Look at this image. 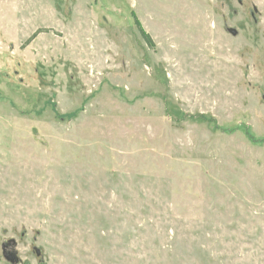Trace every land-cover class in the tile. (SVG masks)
<instances>
[{"label":"rangeland","instance_id":"374dc122","mask_svg":"<svg viewBox=\"0 0 264 264\" xmlns=\"http://www.w3.org/2000/svg\"><path fill=\"white\" fill-rule=\"evenodd\" d=\"M0 264H264V0H0Z\"/></svg>","mask_w":264,"mask_h":264},{"label":"trees","instance_id":"16d2710c","mask_svg":"<svg viewBox=\"0 0 264 264\" xmlns=\"http://www.w3.org/2000/svg\"><path fill=\"white\" fill-rule=\"evenodd\" d=\"M136 23L139 25V28H140V30H141V32H142V34H143L145 40H146L147 42L151 43L152 38H151L150 34L147 33V32L143 29V27H142V25H141V23H140V21H139L138 19L136 20Z\"/></svg>","mask_w":264,"mask_h":264},{"label":"water","instance_id":"95a60500","mask_svg":"<svg viewBox=\"0 0 264 264\" xmlns=\"http://www.w3.org/2000/svg\"><path fill=\"white\" fill-rule=\"evenodd\" d=\"M11 257L13 258L14 256L12 255Z\"/></svg>","mask_w":264,"mask_h":264},{"label":"flooded vegetation","instance_id":"af4514ba","mask_svg":"<svg viewBox=\"0 0 264 264\" xmlns=\"http://www.w3.org/2000/svg\"><path fill=\"white\" fill-rule=\"evenodd\" d=\"M7 247V246H6Z\"/></svg>","mask_w":264,"mask_h":264}]
</instances>
